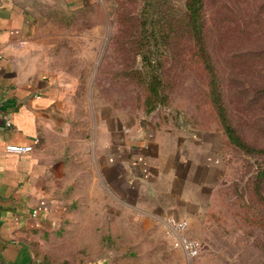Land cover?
I'll use <instances>...</instances> for the list:
<instances>
[{
	"label": "rangeland",
	"instance_id": "374dc122",
	"mask_svg": "<svg viewBox=\"0 0 264 264\" xmlns=\"http://www.w3.org/2000/svg\"><path fill=\"white\" fill-rule=\"evenodd\" d=\"M183 17V0H98L42 22L39 56L61 79L79 131L101 115L175 127L182 116L183 125L220 129ZM203 36L227 115L251 151L225 138V176L187 233L199 255L174 248L158 220L121 219L116 203H98L67 210L32 239L33 264H264V0H203ZM153 79L159 101L147 105Z\"/></svg>",
	"mask_w": 264,
	"mask_h": 264
},
{
	"label": "crops",
	"instance_id": "0c3cea01",
	"mask_svg": "<svg viewBox=\"0 0 264 264\" xmlns=\"http://www.w3.org/2000/svg\"><path fill=\"white\" fill-rule=\"evenodd\" d=\"M97 2L0 0V264H33L31 240L83 204L116 203L118 218L148 225L186 219L191 235L225 176L218 128L126 115L73 125L63 83L39 56V28Z\"/></svg>",
	"mask_w": 264,
	"mask_h": 264
},
{
	"label": "trees",
	"instance_id": "16d2710c",
	"mask_svg": "<svg viewBox=\"0 0 264 264\" xmlns=\"http://www.w3.org/2000/svg\"><path fill=\"white\" fill-rule=\"evenodd\" d=\"M183 2L184 26L187 33L190 35L192 42L194 43L195 56L197 57V60L201 63L205 71L208 81L207 83L209 87L210 101L215 108L220 130L222 131L228 142L232 143L243 151L249 152L251 151L249 146L243 141L234 126L231 124L226 112V108L223 104L218 75L215 71L212 59L207 51L203 36V0H183ZM144 58L145 60H148V62L152 63L151 59L147 57ZM160 86L161 82H159V80L156 81L155 79H153L152 81H150L148 87L149 96L145 101L147 105L152 101H159L158 93ZM257 179H259L257 182L258 185L264 182V173H262V171L257 174Z\"/></svg>",
	"mask_w": 264,
	"mask_h": 264
},
{
	"label": "built area",
	"instance_id": "2783aa9c",
	"mask_svg": "<svg viewBox=\"0 0 264 264\" xmlns=\"http://www.w3.org/2000/svg\"><path fill=\"white\" fill-rule=\"evenodd\" d=\"M9 125V123H7ZM32 146H20L9 144L5 146V151L12 154H24L32 151ZM163 228L164 235L174 248L182 250L187 259L196 258L201 250L198 240L187 235L189 222L186 219H179L167 216L158 220Z\"/></svg>",
	"mask_w": 264,
	"mask_h": 264
},
{
	"label": "water",
	"instance_id": "95a60500",
	"mask_svg": "<svg viewBox=\"0 0 264 264\" xmlns=\"http://www.w3.org/2000/svg\"><path fill=\"white\" fill-rule=\"evenodd\" d=\"M179 122L182 123L183 120H182V116H179Z\"/></svg>",
	"mask_w": 264,
	"mask_h": 264
}]
</instances>
